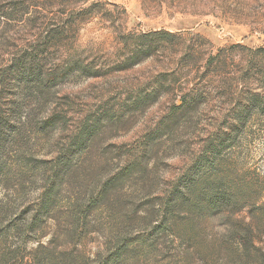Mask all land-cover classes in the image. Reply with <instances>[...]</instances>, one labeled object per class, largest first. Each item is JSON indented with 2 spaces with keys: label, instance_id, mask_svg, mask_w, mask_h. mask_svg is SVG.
Segmentation results:
<instances>
[{
  "label": "rangeland",
  "instance_id": "374dc122",
  "mask_svg": "<svg viewBox=\"0 0 264 264\" xmlns=\"http://www.w3.org/2000/svg\"><path fill=\"white\" fill-rule=\"evenodd\" d=\"M261 49L264 0H0V196L29 212L91 127L48 231L121 172L84 255L127 235L128 264H264Z\"/></svg>",
  "mask_w": 264,
  "mask_h": 264
},
{
  "label": "trees",
  "instance_id": "16d2710c",
  "mask_svg": "<svg viewBox=\"0 0 264 264\" xmlns=\"http://www.w3.org/2000/svg\"><path fill=\"white\" fill-rule=\"evenodd\" d=\"M259 51L264 52V49ZM90 131L91 127L81 131L78 137L69 141L67 147L51 159L54 169L49 184L43 187L29 212L24 209L17 213L8 209L10 207L8 198L0 196V264H128L131 257L136 254L138 244L145 242L124 235L113 247H108L103 253L97 252V256L93 259L84 255L75 246V241L79 240L87 230L88 216L92 211L114 200L115 186L120 182L118 179L122 178L121 172L104 180L85 200L76 197L71 206L69 223L65 225L55 223L53 232L47 229L50 220L55 217L58 197L75 170L78 153L86 147L85 137ZM1 146L0 142V148ZM42 162L49 163L46 160ZM133 168L132 164L126 166L127 171H132ZM184 199L185 193L180 187L171 190L162 205L166 221L176 214ZM215 205L217 204L214 200L211 207ZM13 213H16L14 214L16 216H12ZM163 227L171 228L166 225ZM58 230L65 232L64 235L60 236ZM60 238L65 239L63 241ZM70 239L74 240L72 247H70ZM30 242L34 245L27 249L26 246Z\"/></svg>",
  "mask_w": 264,
  "mask_h": 264
}]
</instances>
